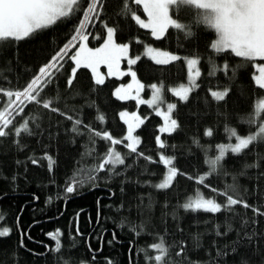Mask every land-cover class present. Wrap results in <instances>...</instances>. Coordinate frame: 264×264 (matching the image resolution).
Instances as JSON below:
<instances>
[{"label":"trees","instance_id":"obj_1","mask_svg":"<svg viewBox=\"0 0 264 264\" xmlns=\"http://www.w3.org/2000/svg\"><path fill=\"white\" fill-rule=\"evenodd\" d=\"M87 3L83 0L82 7ZM124 3L104 0L100 18L87 26V43L100 46L106 39L105 25L116 28V42L129 44L130 55L140 57L133 69L143 84L144 98L152 94L151 85L162 86V102L175 105L172 116L177 127L162 133L165 147L160 148L156 137L163 119L153 106L135 98L121 100L114 94L129 74L108 76L97 85L90 69L79 68L69 85L75 67L69 56L77 49L72 48L58 62L59 71L52 70L51 82L37 96L39 102L24 100L23 112H18L16 101L5 114L12 124L5 129L8 135L0 137V229L7 226L11 232L0 237V264H155L152 258L158 253L150 246L161 237L168 248L165 264H264V215L260 214L264 213V139L240 154L228 151L214 171L211 164L218 155L217 146L235 140H229L232 130L247 135L258 131L264 121V110L257 111L264 89L253 79L255 62L231 50L215 52L210 46L217 37L215 31L198 23L192 9L170 11L173 18L178 14L179 22L190 25L191 35L169 27L156 39L150 29L141 28L123 11ZM128 4L145 17L142 5L133 0ZM81 18L77 12L24 40L0 42V89L22 91L70 40ZM148 45L174 52L181 59L157 64L145 54ZM186 57L199 59L201 74L198 86L184 100L172 88L188 81ZM224 64L229 66L227 72ZM214 66L217 70L210 75ZM225 90L223 100L211 94ZM49 101L50 107L45 108ZM8 103L0 92V111ZM123 110L137 111L143 120L136 129L140 138L136 153L125 147ZM101 114L104 122L97 118ZM76 119L82 123L73 132ZM24 121L30 133L16 136L14 129ZM85 125L101 133L108 131L123 143L112 145ZM110 148L121 153L124 165H117L115 171L106 165L95 173L94 183L86 182L67 193L72 178L81 173L86 176ZM162 155L174 158L171 166L178 170L167 189L155 187L167 171ZM201 176H206L203 184L198 182ZM226 188L250 207L237 204L216 213L183 207L201 194L223 205L226 197L217 193ZM57 229L61 233L58 251L49 235ZM181 248L183 253L177 255Z\"/></svg>","mask_w":264,"mask_h":264},{"label":"snow or ice","instance_id":"obj_2","mask_svg":"<svg viewBox=\"0 0 264 264\" xmlns=\"http://www.w3.org/2000/svg\"><path fill=\"white\" fill-rule=\"evenodd\" d=\"M133 2L143 7V12L146 14V21L141 19L132 9L129 7L128 0H125L123 11L126 14H131V18L141 27L145 29H151V34L156 39H160L167 32L169 27L177 30H185L186 34L191 35L190 25L179 22L177 14L176 18L170 15V11L175 10L177 13L180 8L186 7L194 10V16L196 21L205 25L207 28L214 30L217 39L211 43V48L215 52L220 53L223 51L231 50L235 56L243 58L248 61L260 60L264 61V0H133ZM83 0H0V42L9 41H21L25 38H29L38 34L40 31L45 30L58 22L70 19L76 15L77 12L82 13V18L78 22V26L74 29V34L70 37V40L62 47L51 60L44 66L39 68L38 74H36L27 84L22 91H7L3 92L8 97L9 103L4 106V110L0 111V137H5L8 132L9 125L12 124V120L5 118V114L9 112V108L18 101L16 104V110L23 112L24 100L29 102L37 101L40 91L43 87L47 86L51 82L53 76L52 70L59 71L62 65H58V62L68 56L69 51L72 48L78 49L75 53L69 56V59L74 61L75 67L72 69L71 78L68 80V84H72V79L75 78L76 72L79 68L90 69L95 76V83L97 85L103 84L104 79L102 74L98 71L100 65H106L108 68V76H113L119 73L120 61L127 57L129 52V44L117 43L115 40V33L117 31L114 27H108L105 25L107 34L106 39L102 46L91 48L88 46L87 41L89 38L86 33L87 26L93 23L94 19H99L100 14L103 11L104 0H88L86 7H82ZM146 55L157 64H168L172 61L180 60L181 57L174 55L167 51H159L154 48H147ZM140 59L139 56L128 59V64L133 65ZM187 67L189 74L188 86H181L179 91L173 90L175 95L180 96L181 99L187 100V94L191 92L196 85V79L200 76V71L196 67L199 63L198 58L187 59ZM228 65H223V71H228ZM255 71L258 75H254L253 79L255 83L264 89V64L255 65ZM217 69L213 68L214 74ZM133 81L136 83V98L139 97V92L143 88V85L136 80L135 72H131ZM133 87L132 84L127 85L126 88L120 87L115 91V95L118 99L133 98L129 96L128 90ZM162 87V86H161ZM151 88L156 92H160V88L157 85H151ZM227 91L212 92V96L217 100H223L227 95ZM15 97V101H13ZM23 98V99H22ZM156 100V97H153ZM162 102V101H161ZM138 103H146V101L139 100ZM152 104V101H147ZM51 101L45 103L43 106L49 108ZM175 108L174 104L167 106V113L164 115L165 126L161 127L159 131L161 133H171L177 127L175 119L170 118L171 111ZM258 110H264V101L259 102L257 106ZM52 111H59L57 108H52ZM158 115H161L159 111ZM10 115V113H9ZM121 118L127 115V113H121ZM68 119H73L71 116ZM101 122H104V116L101 114L97 117ZM133 120L139 118L136 114H133ZM170 121V123H169ZM249 121V123H253ZM82 121L79 119L73 122V132H78V126ZM139 123H143V120H139ZM85 128H89L85 125ZM133 123H128V134L125 140L129 141L125 144L132 153L137 152V145L140 143L139 139L133 136ZM89 131L93 132V135L103 140L110 141L112 145H120L123 143L120 139H114L108 131H95L89 128ZM15 135L20 136L21 132H29L28 121H24L23 125L14 129ZM207 135L211 136V130H208ZM235 138L237 141L235 144L218 145L219 154L211 161L212 170L214 171L216 166L220 164L228 151L233 154H240L243 150L247 149L253 142L258 139H264V123H261L258 131L248 134L247 136L239 135L235 130L231 131L229 140ZM157 143L160 148H164L165 145L161 141L160 136L156 137ZM94 143V141H93ZM88 154H91L90 152ZM143 155V153H139ZM150 159V158H147ZM174 158L165 159L161 156V160L165 165H172ZM49 167L51 168L52 160L48 157ZM36 163L35 160L32 161ZM125 159L121 153L114 148H110L106 153L102 162L93 169H91L86 176L82 173L74 176L66 187L67 193H73L78 186H83L86 182H93L96 179L95 173L103 171L106 165H111L112 170L115 171L117 165H124ZM178 170L175 167H169L167 169V175L163 181L155 187L159 189H167L172 185L174 178L177 176ZM212 173L209 172L208 175ZM206 176H201L198 180L200 184L205 182ZM231 186H229L230 188ZM216 192V189H212ZM226 197V203L221 205L214 199H196L193 202L185 203L183 207L185 209L204 210L212 213L220 212L221 208L230 209L232 206L240 204L244 208H249L250 205L240 199L234 198L233 194H229V190L226 188L222 193H217ZM258 211V210H255ZM264 215V213H260ZM0 221H3V215L0 214ZM11 229L7 226L0 229V237L8 236ZM139 234V233H137ZM54 240H56V250L60 248L59 237L60 231L57 229L55 233H49ZM115 237V234H113ZM111 243V242H109ZM158 254L152 259L155 264H165V257L168 254V248L165 246L163 238H160L159 243L151 245ZM183 248L177 255L183 253ZM111 264V261H109Z\"/></svg>","mask_w":264,"mask_h":264},{"label":"rangeland","instance_id":"obj_3","mask_svg":"<svg viewBox=\"0 0 264 264\" xmlns=\"http://www.w3.org/2000/svg\"><path fill=\"white\" fill-rule=\"evenodd\" d=\"M171 15V14H170ZM141 17V19H144L145 21H146V15H145V17H143V16H140ZM151 30V29H150ZM216 39H217V37H216ZM215 39V40H216ZM104 43V42H103ZM102 43V44H103ZM118 43V42H117ZM88 44V43H87ZM102 44L100 45V46H102ZM89 46V45H88ZM100 46H97V47H100ZM78 47H79V45H78ZM78 47H77V49H78ZM89 47H91V46H89ZM149 47H151V48H154V49H156V50H159V51H167V50H163V49H160V48H156V47H154V46H151V45H148L147 47H146V49L147 48H149ZM91 48H96V47H91ZM76 49V50H77ZM145 52H146V50H145ZM167 52H170V53H172V54H174V55H177L176 53H174V52H171V51H167ZM178 56V55H177ZM132 58H135V57H132L131 55H130V52H128V54H127V57L126 58H124V59H122L121 61H120V66H119V73L118 74H116V75H113V76H117V77H121V76H123L124 74H129L130 75V78L128 79V81L126 82V83H122V84H120L119 86H117L116 88H115V91H116V89L117 88H120V87H124V88H126L127 87V85H129V84H132L133 85V87L131 88V89H129L128 90V94H129V96H131V97H133V98H135L137 101H138V99L139 100H143V101H152V104H150L151 106H153V108H154V110H155V112L157 113L158 111L160 112V113H162L160 116L162 117V119H163V123H162V125L160 126V128L161 127H164L165 126V121H164V115L163 114H168L167 113V106L169 105V104H174V103H163V102H161L162 100H163V94H162V88H161V86L160 85H158V84H155V85H157V87L158 88H160L161 90H160V92L159 93H156L154 90L152 91V94L148 97V98H144L145 96L142 94V89L140 90V92H139V97H138V99L136 98V88H137V85H136V83L133 81V78H132V76H131V72H135L134 71V69H133V65H129L128 64V59H132ZM192 58H197V57H186V61H187V59H192ZM255 63V65H260V64H264V61H260V60H255L254 61ZM124 63H126V66H124ZM186 64H187V62H186ZM198 69H199V63H198V65L196 66ZM98 71L102 74V77H103V79L105 80L106 79V77H108V75H107V73H108V68H107V66L106 65H100V67H99V69H98ZM92 72V71H91ZM136 74V73H135ZM254 75H258V72H256L255 71V74ZM93 76H94V74H93ZM94 78H95V76H94ZM198 79V78H197ZM197 79H196V82H197ZM136 80L137 81H139L140 82V84H142V82L140 81V79L137 77V75H136ZM188 81H189V74H188ZM188 81L186 82V83H183V84H181V85H179V86H175V87H173L172 88V91L173 90H176V91H179L180 89H181V86H188ZM143 85V84H142ZM114 91V92H115ZM174 92V91H173ZM215 92H218V91H215ZM175 93V92H174ZM190 93V92H189ZM189 93L187 94V96L189 95ZM156 97V100L154 101L153 100V97ZM180 97V96H179ZM125 99H127V97L125 98ZM261 101H264V98H262V99H260L259 101H258V103H257V106H258V104H259V102H261ZM257 111H261V110H258V108H257ZM121 113H127V115L126 116H124L122 119L126 122V125H127V134H128V123L130 122V123H133L134 124V128H133V136L134 137H136V138H138L139 139V141H140V138H139V136L137 135V133H136V129L138 128V126L140 125V123H139V120H142V117L140 116V114L137 112V111H128V110H123V111H121L120 112V114ZM133 114H136V116L139 118L138 120H133ZM170 118L171 119H174V117L172 116V111H171V113H170ZM169 123H170V121H169ZM262 123H264V121L262 122ZM255 133V132H254ZM251 134V133H250ZM161 135H162V133L161 132H159V136H160V139H161V141H162V138H161ZM248 135V134H247ZM247 135H241V136H247ZM129 142V141H128ZM237 141L236 140H232V141H228V142H225V143H221L220 145H227V144H229V143H231V144H235ZM218 154H219V149H218ZM165 159H168V158H171V157H169V156H166V155H162ZM169 167H173V166H171V165H167V169L169 168ZM166 175H167V171H166V174H165V176H164V178L166 177ZM163 178V179H164ZM163 179L160 181V183L163 181ZM201 198V195H197V196H195L193 199H192V201L191 202H193L194 200H196V199H200ZM202 198H204V199H211V198H206V197H203L202 196ZM217 202V201H216ZM218 203V202H217ZM83 264H88V263H83Z\"/></svg>","mask_w":264,"mask_h":264}]
</instances>
